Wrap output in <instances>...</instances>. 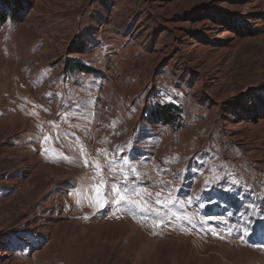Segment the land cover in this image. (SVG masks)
Wrapping results in <instances>:
<instances>
[{
    "label": "rangeland",
    "instance_id": "374dc122",
    "mask_svg": "<svg viewBox=\"0 0 264 264\" xmlns=\"http://www.w3.org/2000/svg\"><path fill=\"white\" fill-rule=\"evenodd\" d=\"M186 1L0 0V264H264V0Z\"/></svg>",
    "mask_w": 264,
    "mask_h": 264
},
{
    "label": "bare ground",
    "instance_id": "6f19581e",
    "mask_svg": "<svg viewBox=\"0 0 264 264\" xmlns=\"http://www.w3.org/2000/svg\"><path fill=\"white\" fill-rule=\"evenodd\" d=\"M205 1V0H204ZM212 3L216 8H227L228 0H207ZM235 1L232 10L235 11L240 17L246 21L248 14L259 12V6L257 0H233ZM203 2V0H187L180 5V8L190 9L195 3ZM172 8L178 7L176 4L171 5ZM187 26V25H184ZM197 27L205 35L210 38H223L226 39L228 35L221 33L219 28L211 27L207 23L197 24ZM188 39V38H184ZM183 49L188 53L189 59L193 60L194 65L197 67L198 81L196 88L201 86V83L208 80L209 87H214L218 82L220 83L223 79V72L229 68L232 60L233 49H207L205 52H201V48L193 40H185ZM259 46L261 45L264 49V35L258 40ZM197 91V89L195 90ZM245 93V92H244ZM243 93V94H244ZM215 98L210 96L212 100L221 101L225 98H234V95H226V97L219 96V92L215 91ZM214 99H213V98ZM244 100L245 98H241ZM239 102H237L238 104ZM249 108L246 112L252 115L254 112L253 103H249ZM228 130H232L236 134L241 143L240 145L248 146L251 148H262L264 149V121L258 120L255 124L253 121L249 122L246 120H240L225 126ZM4 254L0 253V257Z\"/></svg>",
    "mask_w": 264,
    "mask_h": 264
},
{
    "label": "trees",
    "instance_id": "16d2710c",
    "mask_svg": "<svg viewBox=\"0 0 264 264\" xmlns=\"http://www.w3.org/2000/svg\"><path fill=\"white\" fill-rule=\"evenodd\" d=\"M3 18H5V17H3ZM2 18V19H3ZM4 22V21H3ZM155 114L157 115V117H158V119L157 120H159V121H163L165 124H170V122H171V114H170V117H169V115H168V113H166V112H163V110L161 109H159V110H157L156 112H155Z\"/></svg>",
    "mask_w": 264,
    "mask_h": 264
},
{
    "label": "snow or ice",
    "instance_id": "6c2138e0",
    "mask_svg": "<svg viewBox=\"0 0 264 264\" xmlns=\"http://www.w3.org/2000/svg\"><path fill=\"white\" fill-rule=\"evenodd\" d=\"M97 192H98V190H97ZM120 199L123 200V197H121ZM117 202H119V201H117Z\"/></svg>",
    "mask_w": 264,
    "mask_h": 264
}]
</instances>
